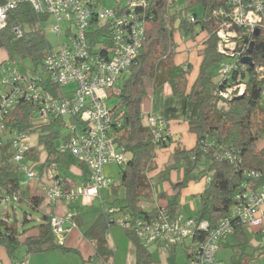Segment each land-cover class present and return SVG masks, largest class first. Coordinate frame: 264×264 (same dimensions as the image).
<instances>
[{"label":"trees","instance_id":"obj_1","mask_svg":"<svg viewBox=\"0 0 264 264\" xmlns=\"http://www.w3.org/2000/svg\"><path fill=\"white\" fill-rule=\"evenodd\" d=\"M225 1L177 0L179 8L167 18L163 0H152L150 10L154 17L148 21L142 50L129 74L122 78L123 85L119 84L118 90L111 94L117 95L121 102L119 106L114 107L118 111V125L114 130L115 143L128 160L125 165L120 166L122 169L119 173V184L112 186V192L119 198L110 206L116 207L118 212H104L87 234L94 242L98 257L107 258L112 255L106 245V234L118 223L114 219L117 213L128 216L131 223L137 219L156 220L161 212H168L173 217L179 216V203L175 199L179 193L173 199L159 194V199L167 201L165 206H146L152 203L155 193L148 174L156 170L157 151L169 147L171 141V136L167 141L155 140L152 130L144 122L141 104L147 95L148 81H153L156 87L169 84L174 96L199 102V116L190 123V131L198 139L196 147L192 150L180 147L174 151V168L183 167L184 170L182 180L174 185V188L180 191L192 181L209 178L205 191L196 197L199 204L195 219L199 222L207 221L212 229L226 219L232 221L236 230L245 227L234 214L239 205V197L244 192L264 187V109L260 83L254 75V68L251 67L239 68L233 73L234 82L247 85L245 95L229 101L227 110L218 107L220 98L216 92L225 89L226 83L215 68L230 60L218 52L217 31L221 20L214 16V12L221 8ZM2 3L3 0H0V4ZM198 8L202 10L200 14L195 11ZM189 13L195 17L192 22L186 17ZM44 20L45 18L37 14L29 4H21L10 13L8 27L0 30V50H5L12 62L30 60L33 66L32 74H38L40 68L44 70L45 59L54 50L42 30ZM16 25L22 29L21 38L17 37L13 29ZM178 36H184L198 49L200 61L197 73L195 77L192 76L191 81L189 76L192 73V65L188 62L178 64L175 60V40ZM253 54L256 62L264 63L262 38L257 39ZM50 89L57 91L54 86ZM61 120L52 118L40 121L35 117L33 105L22 103L7 118L6 136L15 131H25L31 136L38 134L39 144L48 153V162L58 163L62 154L58 150L60 145L57 141L64 142L67 139L56 129ZM225 152L235 153L240 162L232 163L224 157ZM64 155L71 164L86 169L68 153ZM27 160L32 161V164L39 161L32 147ZM19 172L18 166L13 162L8 139L0 149V194L3 198L39 211L44 197L31 196L27 189H23ZM252 172L259 176H252ZM30 217L29 213H25L23 227L31 224ZM50 220L51 216L45 214L40 224L20 230L17 216L0 219V247L6 249L14 264H19L24 259H20L21 253L29 257L32 254L55 250L69 251L56 241ZM34 229L37 230L36 235L25 237ZM127 233L138 246L137 264H155L148 249L151 245L146 246L135 231L127 230ZM207 236V231L197 230L192 240L200 244ZM193 253L190 254V262Z\"/></svg>","mask_w":264,"mask_h":264},{"label":"built area","instance_id":"obj_2","mask_svg":"<svg viewBox=\"0 0 264 264\" xmlns=\"http://www.w3.org/2000/svg\"><path fill=\"white\" fill-rule=\"evenodd\" d=\"M102 0H3L0 4V30L8 27L10 13L21 4H29L34 11L43 16L55 18L59 23L69 22L70 28L55 30L59 37L66 36L59 48L53 50L45 59L44 76L27 74L17 66L4 71L1 85L6 87L0 93V149L10 140L13 162L19 170L32 175L33 169L27 165L30 152L31 135L25 131H15L6 136L7 118L22 103H30L35 109V117L40 121L59 120L69 117V135L58 148L61 154L68 153L88 170L87 181L79 188L67 189L63 179L50 168L54 184L44 187L45 197L50 204L60 201L72 202L80 197L89 201L100 197L103 189L109 188L110 179L104 168L108 165L123 166L127 156L115 143L114 130L118 125V111L110 109L105 100L119 88L121 79L130 72L135 59L142 50L146 39L148 21L154 17L150 10L152 0H127L125 4L117 1L112 9L102 5ZM167 18L179 8L177 0H163ZM221 20L217 31L218 52L230 61L221 65V78L225 89L216 92L220 101L218 107L228 109V102L234 97L245 95L247 85L233 81V73L239 68L251 67L241 60L253 58L254 75L260 83L261 101L264 109V63H258L254 54H249L251 44L258 38L264 43V0H226L214 12ZM194 21L193 14H187ZM18 38L23 36L22 29L13 27ZM260 36L255 38L256 31ZM182 38H185L182 36ZM77 84L75 91L65 94L64 88ZM56 87V92L47 89ZM147 126L157 141H167L170 136L168 124L163 119L149 117ZM264 139V136H263ZM224 157L232 163L240 162L233 152H225ZM252 176L259 174L252 172ZM209 182L210 179L207 178ZM235 217L244 226H250L264 204V187L248 190L239 197ZM118 211L116 207L105 210L109 214ZM50 225L56 238L63 242L64 237L77 227L74 214L64 217L51 216ZM125 229L135 231L146 246L160 244L176 245L188 238L193 239L197 230L207 231V239L198 245L190 264H218L216 254L220 243L234 230L230 219L221 221L210 228L207 221L195 218L184 220L181 215L173 217L161 212L156 220L137 219L131 223L126 219ZM19 264H28L25 257Z\"/></svg>","mask_w":264,"mask_h":264},{"label":"crops","instance_id":"obj_3","mask_svg":"<svg viewBox=\"0 0 264 264\" xmlns=\"http://www.w3.org/2000/svg\"><path fill=\"white\" fill-rule=\"evenodd\" d=\"M175 42L177 44L176 62L178 64L188 62L192 65V73L189 76L191 81L192 76L195 77L197 73L200 61L197 54L198 49L195 44L186 38H182V36H178ZM8 58L7 52L0 50V64L2 65L6 62ZM184 69H186V66H184ZM146 85L147 95L141 104L144 122L147 124L146 120L149 117L165 120L171 136L169 147L157 151L155 160L156 170L148 174V177L152 179L155 193L152 203L146 204V206L147 208L157 205L165 206L167 201L159 199V194H164L173 199L179 193L175 198L179 203V215L184 220L195 218L199 204L196 197L205 191L208 185L207 178L200 181H192L185 188L178 191L174 188V185L182 180L184 170L182 169L183 167L174 168L173 165L176 148L181 147L185 150H192L197 145L198 139L190 131V123L195 121L199 116V102H191L185 97L174 96L172 87L169 84L156 87L153 81H148ZM66 117L61 118L60 125L62 123H64L63 126L67 125V121H65ZM70 119L72 120V118ZM34 140V143H32L33 140L31 138L30 145L35 149L39 161L32 164V161L27 160V165L31 166L33 172L36 170L40 171L38 182L43 184L42 191L44 195L33 194L36 192H32L30 188L27 189L28 193L31 196L44 197L39 210L43 215L64 217L69 213L74 214L77 227L64 237L63 242L56 238V241L60 245L69 250L68 252L55 250L48 253L32 254L26 257L28 264H137L138 246L130 239L127 229L121 223L126 219L130 220L128 216L117 213L114 219L118 223L113 225L106 234V245L112 253L110 257H98L94 242L87 236L89 230L103 215L105 210L112 207L108 204L109 200L107 199L111 186L103 189L100 197L91 201L80 197L72 202L60 201L56 204H50L45 197L44 191V187L54 184V173L52 174L49 171L50 168L57 172L54 176L58 175L63 179V183L67 189L81 187L88 179V170L87 168L84 169L78 165L71 164L64 154H62L58 163L48 162L47 151L39 144L38 138ZM36 142L39 144L38 148L35 146ZM63 163H66V166ZM104 173L107 178L112 179L113 168L111 165L104 168ZM187 209H190V213L187 212ZM184 211L186 215L183 214ZM35 225H38V223L34 225L29 224L25 227L19 224V228L20 230H26ZM36 234V229L30 230L25 237ZM198 244L194 243L191 238H188L175 247L153 244L148 249L153 255L155 264H190V254L195 251ZM19 257L20 259L25 258L24 253H21ZM216 261L218 264H264V204L250 226H245L238 230L235 227L233 232L220 243L216 254ZM0 264H14L3 247H0Z\"/></svg>","mask_w":264,"mask_h":264},{"label":"rangeland","instance_id":"obj_4","mask_svg":"<svg viewBox=\"0 0 264 264\" xmlns=\"http://www.w3.org/2000/svg\"><path fill=\"white\" fill-rule=\"evenodd\" d=\"M117 1H121L123 4H125L127 2V0H102V5L105 7H109L114 9L117 6ZM196 12H198L199 14L201 13V9H196ZM61 28L62 31H67L70 28V24L69 22H61L59 23L55 18L53 17H49L48 19H45L42 23V30L45 32V35L48 39V41L50 42V44L54 47L55 50H57L59 48L60 42L61 41H65L67 39L66 36H61L59 37L58 33L55 32V30L57 28ZM14 66L19 67L23 72H28L31 73L33 66L30 62V60L26 59L22 62L20 61H16V62H12L9 58L7 59L6 62H4L2 65L0 64V93H3L6 90V87L1 85L2 80L5 77V73L4 71L8 68H12ZM221 70V65L215 68V71H217L218 73ZM40 75L44 76V70L42 68H40V71L38 72ZM218 81V79H217ZM120 86L123 85V79H121L120 81ZM167 86V85H166ZM77 87V84L73 83L70 85H67L64 88V93L71 95L75 89ZM168 88H170V86H168ZM106 105L112 109L116 106L120 105V98L117 95H111L109 99L105 100ZM65 121H67V125L66 126H62V125H58L56 127L57 130H59L61 132V136L62 137H66L69 133V126L73 125V121L69 118L66 117ZM32 143H34V139L38 138V134H33L32 135ZM63 142L62 140H58L57 144L61 145ZM38 142L35 143V146L38 148ZM25 163L27 164V160L25 161ZM64 166H66V163H63ZM111 167L113 168V173L111 177L112 179L110 180V193L109 195H107V199L108 204H111L113 202H115L119 196L117 194H114L111 190L112 186H116L119 183V173L121 171V167L119 165H111ZM19 179H20V183L23 187V189H28L30 188V190L32 192H36L33 194H38V195H44L43 191H42V187L43 184H41V182H38V177L40 176V171L36 170L32 173V175H28L25 171H20L19 172ZM109 190V189H107ZM35 196V195H34ZM122 196V193L120 194V197ZM119 204V203H117ZM49 207V206H48ZM52 208V207H49ZM187 212L190 213V209H187ZM25 213H29L31 215V219L32 222L30 225H34L36 223H41L42 221V217L43 214L41 211H34L31 210L29 207L24 206L19 204L17 201H12L8 198H3L0 194V219L1 218H14V216L18 217L19 220V224L22 225V222L24 221V217H25ZM184 215H186L185 211L183 213Z\"/></svg>","mask_w":264,"mask_h":264},{"label":"water","instance_id":"obj_5","mask_svg":"<svg viewBox=\"0 0 264 264\" xmlns=\"http://www.w3.org/2000/svg\"><path fill=\"white\" fill-rule=\"evenodd\" d=\"M259 36H260V31L257 30L256 33H255V38H258ZM254 47H255V42H253V43L251 44V47H250V49H249V54H250V55L253 53V51H254ZM241 62H242L243 64H247V65L253 67V58H252L251 56H247V57L243 58V59L241 60Z\"/></svg>","mask_w":264,"mask_h":264}]
</instances>
